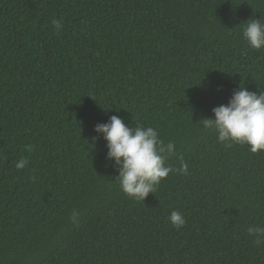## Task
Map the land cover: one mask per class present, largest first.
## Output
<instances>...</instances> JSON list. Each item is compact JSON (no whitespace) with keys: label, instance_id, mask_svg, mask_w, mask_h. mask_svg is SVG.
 Segmentation results:
<instances>
[{"label":"trees","instance_id":"obj_1","mask_svg":"<svg viewBox=\"0 0 264 264\" xmlns=\"http://www.w3.org/2000/svg\"><path fill=\"white\" fill-rule=\"evenodd\" d=\"M255 18L264 0H0V264H264L247 232L264 152L198 124L239 86L264 92ZM113 115L174 142L187 172L130 199L93 140Z\"/></svg>","mask_w":264,"mask_h":264},{"label":"clouds","instance_id":"obj_2","mask_svg":"<svg viewBox=\"0 0 264 264\" xmlns=\"http://www.w3.org/2000/svg\"><path fill=\"white\" fill-rule=\"evenodd\" d=\"M57 31L62 29L59 20H53ZM243 38L257 51L264 49V22L262 18L245 22ZM213 117H203L198 124L203 130L216 134L217 142L232 147L234 144L247 145L253 154L264 152V92L249 91L238 87L226 105L212 109ZM97 136L106 141V159L113 163L118 172L117 181L121 191L130 199L143 201L149 194L155 193L162 180L170 174H185L188 165L182 159L179 168L166 162L175 155V143H165L153 127L135 124L127 126L118 115L110 117L107 123L97 124L94 128ZM28 164L21 157L16 163L17 170ZM80 213L73 210L70 221L78 223ZM169 222L177 229L186 224L179 211H172ZM256 246L264 245V226H251L247 229Z\"/></svg>","mask_w":264,"mask_h":264}]
</instances>
